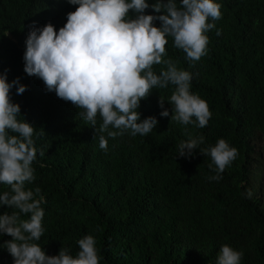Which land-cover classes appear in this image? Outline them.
I'll list each match as a JSON object with an SVG mask.
<instances>
[{"label": "trees", "instance_id": "trees-1", "mask_svg": "<svg viewBox=\"0 0 264 264\" xmlns=\"http://www.w3.org/2000/svg\"><path fill=\"white\" fill-rule=\"evenodd\" d=\"M147 2L144 14H163L151 8L156 0ZM216 2L222 18L206 33L207 54L191 62L168 36L164 57L192 74L190 92L204 99L212 113L207 126L171 120L168 101L176 86L169 84L153 88L140 101V120L152 116L158 122L149 134L128 131L111 138L98 131L99 115L93 127L78 115L83 109L48 92L40 78L24 71L30 31L51 23L58 32L78 5L0 0V74L6 71L9 83L19 77L27 86L23 94L13 86L11 99L20 105L18 119L34 126L35 179L25 189L39 187L45 198L40 205L45 231L30 243L39 244L46 255L56 256L64 248L75 257L78 241L91 235L100 264H217L223 245L243 252L240 264H264V194L252 168L260 162L256 155L264 162V0ZM136 15L129 11V18ZM162 70L164 64L153 66L157 75ZM164 109L168 117L160 115ZM108 131L119 130L110 126ZM100 135L107 139V151L99 147ZM200 136L204 141L190 156L178 155L181 142ZM219 139L236 148L238 156L217 181L210 179L217 175L210 155L200 151ZM256 142L259 153L254 156ZM248 189L251 199L244 195ZM6 191L11 192L10 186L0 183V195ZM5 212H16L18 223L31 217L0 205V215ZM11 239L0 234V264H13L4 247Z\"/></svg>", "mask_w": 264, "mask_h": 264}, {"label": "clouds", "instance_id": "clouds-1", "mask_svg": "<svg viewBox=\"0 0 264 264\" xmlns=\"http://www.w3.org/2000/svg\"><path fill=\"white\" fill-rule=\"evenodd\" d=\"M68 2L78 7L67 14V22L58 32L48 23L42 28L34 27L27 36L23 57L27 75L40 78L48 92L54 91L58 98L83 109L78 115L93 127L99 115L102 123L98 131L107 132L111 138L128 131L132 136L149 134L158 122L152 116L140 120L137 111L140 101L153 88H166L169 84L176 86L168 101L172 105L171 120L183 125L195 123L200 128L207 126L212 113L204 99L190 92L192 74L178 69L171 59L164 57L168 36L173 37L174 46L182 49L189 61H199L206 55L209 43L206 33L215 28L214 21L222 18L220 3L180 0L178 5L176 0H156L151 8L163 14L147 15L144 14L150 7L147 0ZM130 10L137 14L134 19L129 18ZM156 20L161 22L160 27L154 26ZM157 64L166 66L159 75L153 71ZM13 86H17V94H23L27 88L19 83V77L9 83L7 72L0 74V183L11 189L0 195V205L31 213V217L18 223L16 212L0 215V234L12 237L4 242V247L12 256L13 264H100L96 241L91 235L78 241L80 250L75 257L64 248L58 255L48 256L39 244L30 243L39 241L45 231L44 212L40 207L45 198L39 187L34 191L25 189L26 182L35 179L32 164L37 158V149L34 126L18 119L20 105L12 102ZM164 102L160 97L162 109ZM160 115L168 117L169 111L164 109ZM110 126L119 131H108ZM43 134L42 129L39 135ZM203 141L204 137L200 136L181 142L178 155L190 156ZM107 145L105 136L100 135L99 147L107 151ZM200 152L210 155L217 172L210 179L217 181L222 179L220 173L238 156V150L224 139ZM40 155H44L43 151ZM244 195L251 199L253 192L248 189ZM242 256L243 252L223 245L217 264H240Z\"/></svg>", "mask_w": 264, "mask_h": 264}, {"label": "rangeland", "instance_id": "rangeland-1", "mask_svg": "<svg viewBox=\"0 0 264 264\" xmlns=\"http://www.w3.org/2000/svg\"><path fill=\"white\" fill-rule=\"evenodd\" d=\"M255 154H254V156L257 154V152L259 153V143L258 142H256L255 144ZM256 158L258 159V160H260V162H255V163H253V165H252V168H253V170H255V176L258 178V182H257V184H259L260 185V187H261V192L264 194V162H262L261 160V156L260 155H256Z\"/></svg>", "mask_w": 264, "mask_h": 264}]
</instances>
